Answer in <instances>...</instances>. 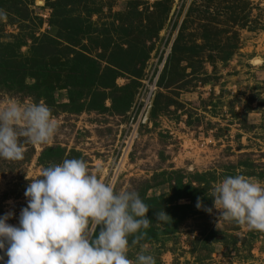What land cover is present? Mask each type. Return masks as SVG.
Wrapping results in <instances>:
<instances>
[{"label": "rangeland", "instance_id": "obj_1", "mask_svg": "<svg viewBox=\"0 0 264 264\" xmlns=\"http://www.w3.org/2000/svg\"><path fill=\"white\" fill-rule=\"evenodd\" d=\"M76 2L0 0V59L52 47L60 54L46 57L51 71L62 62L78 70L77 54L100 75L118 71L112 90H95L80 72L71 84L52 73L54 91L40 101L0 83V107L43 103L58 125L47 144L25 142L22 159H0V216L11 212L7 222L18 226L29 180L78 158L116 191L171 195L179 180L203 190L200 209L173 200L189 208L175 211L171 231L157 224L151 243L129 247L133 264L141 253L154 264H264V232L219 217L212 199L228 176L264 186V0Z\"/></svg>", "mask_w": 264, "mask_h": 264}, {"label": "clouds", "instance_id": "obj_2", "mask_svg": "<svg viewBox=\"0 0 264 264\" xmlns=\"http://www.w3.org/2000/svg\"><path fill=\"white\" fill-rule=\"evenodd\" d=\"M57 129L43 103L0 107V159H22L25 142L47 144ZM24 196L27 206L19 212L18 226L7 222L11 212L0 216V264H133L126 255L129 237L131 244L143 239L151 221L149 206L135 190H114L78 158L45 167L39 178L29 180ZM212 199L219 217L264 232L260 183L228 176L214 188ZM196 207L201 208L199 198ZM154 217L162 223L171 218L164 210ZM135 264H154V258L141 253Z\"/></svg>", "mask_w": 264, "mask_h": 264}, {"label": "trees", "instance_id": "obj_3", "mask_svg": "<svg viewBox=\"0 0 264 264\" xmlns=\"http://www.w3.org/2000/svg\"><path fill=\"white\" fill-rule=\"evenodd\" d=\"M79 2H76V0H66V8H72V6H77ZM57 7L54 5L52 8L55 10ZM50 40V39H49ZM52 41V40H50ZM10 48V47H9ZM52 48V47H51ZM47 47H43L42 51L43 53L36 55V57L32 58H25L22 59L20 57H3L0 59V83L6 84L14 87L16 86L17 90L22 91L24 93L29 92H36L37 99L40 101L41 99L47 100L50 99V94L54 91V87L51 85L49 77L52 75V73L57 77L56 83H60L61 81V75L62 73L66 72V78L68 79V82L71 81L73 78L71 77L74 73L75 69H68L65 66L67 65L66 62H62L60 66L62 69L60 71H51L48 67V64L46 63V57L51 60H57L59 57L56 55H59L60 52L57 50V48L51 49ZM14 51V49H12ZM46 53V54H44ZM14 58V59H12ZM20 59V60H18ZM72 60H82L79 62L78 70L75 71V74L80 75L78 76V79L85 82V84L93 87L95 90V86L102 88L103 90H112L116 89L115 80L118 77V71L116 69L109 68L110 75L106 72V75H100L98 73V69L88 62L90 60L89 58L78 55L76 58H72ZM72 60L70 62H72ZM89 72L83 69V64H87ZM122 68H125V66H121ZM127 69V68H126ZM70 70V71H69ZM129 72V70L127 69ZM105 73V72H104ZM133 77H137L135 74H131ZM28 81H31L32 84H27ZM71 84V82H69ZM75 85V84H72ZM77 85V84H76ZM75 85V88L77 87ZM107 99L106 95H103V101H101L102 106H104V101ZM93 100V99H92ZM91 100V101H92ZM71 102H76L74 98L72 97L70 99ZM97 102V101H96ZM95 103V101H94ZM92 107V106H91ZM94 107V106H93ZM175 186H171V195L163 194L161 196H155L152 198H146L144 195H141V199L145 204L149 206V211L146 214L147 218L150 221L149 227L144 230L146 232V235L143 239L139 240L136 244H131L132 237H129V244L130 248H135L138 245H145L149 244L153 241L154 238H156V230L154 226H157V224H160L163 226L166 230L171 231L175 222L174 218H176L175 211H181L184 209H188V206H180V205H174L171 206L170 204L175 200V202H179L183 199H189L192 202L195 203L197 199H200L201 191H203L200 188H197L191 184H184L182 181H176L174 182ZM164 210L171 218L168 220L167 223L157 222L154 217L155 211H162ZM172 211L174 213H172ZM172 213V214H171ZM99 228H97V231Z\"/></svg>", "mask_w": 264, "mask_h": 264}, {"label": "water", "instance_id": "obj_4", "mask_svg": "<svg viewBox=\"0 0 264 264\" xmlns=\"http://www.w3.org/2000/svg\"><path fill=\"white\" fill-rule=\"evenodd\" d=\"M147 116H148V113H147Z\"/></svg>", "mask_w": 264, "mask_h": 264}]
</instances>
